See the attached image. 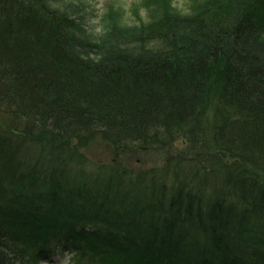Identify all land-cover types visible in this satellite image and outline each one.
I'll return each mask as SVG.
<instances>
[{
	"label": "trees",
	"instance_id": "trees-1",
	"mask_svg": "<svg viewBox=\"0 0 264 264\" xmlns=\"http://www.w3.org/2000/svg\"><path fill=\"white\" fill-rule=\"evenodd\" d=\"M53 1L0 0V264H264V0L166 12L140 54Z\"/></svg>",
	"mask_w": 264,
	"mask_h": 264
},
{
	"label": "rangeland",
	"instance_id": "rangeland-1",
	"mask_svg": "<svg viewBox=\"0 0 264 264\" xmlns=\"http://www.w3.org/2000/svg\"><path fill=\"white\" fill-rule=\"evenodd\" d=\"M215 1L160 0L158 6L157 3H150L149 0H54L52 5L60 11L67 12L78 24L77 33L81 39H85L84 43L96 45L99 51L101 49V53L132 48L140 54L157 52L162 46V43L146 41L144 37L150 33V26L156 27L158 22L162 21L166 12L178 19H188L194 16L193 8L199 11L200 8L208 4L207 2ZM259 41L264 43V33ZM11 121L12 118L9 115H0V130L7 128ZM178 149H183L180 143ZM84 151L93 161L104 164L112 163L115 158L113 148L104 142L101 136H97ZM130 162L135 170L145 167L152 168L154 164L162 163V161H154L150 157L141 163L136 159ZM209 167L206 168L205 174L208 175L206 178L212 177V174L218 171L215 167ZM54 247H57L56 243H54ZM73 254V252L64 251L49 259L29 262V264H88L89 258L94 255L91 254L89 257L86 256L87 254H83L79 257ZM17 263L26 264L21 261H17Z\"/></svg>",
	"mask_w": 264,
	"mask_h": 264
}]
</instances>
